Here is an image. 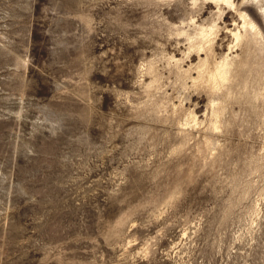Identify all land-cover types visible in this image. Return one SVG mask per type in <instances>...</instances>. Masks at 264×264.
<instances>
[{
  "label": "rangeland",
  "instance_id": "rangeland-1",
  "mask_svg": "<svg viewBox=\"0 0 264 264\" xmlns=\"http://www.w3.org/2000/svg\"><path fill=\"white\" fill-rule=\"evenodd\" d=\"M232 1L258 38L213 0H0V264H264V0Z\"/></svg>",
  "mask_w": 264,
  "mask_h": 264
},
{
  "label": "bare ground",
  "instance_id": "bare-ground-1",
  "mask_svg": "<svg viewBox=\"0 0 264 264\" xmlns=\"http://www.w3.org/2000/svg\"><path fill=\"white\" fill-rule=\"evenodd\" d=\"M213 1L215 3H217L218 5L220 4V2H225V3H227L233 7L237 6V5H235V3L232 0H213ZM258 1L260 2V0H258ZM244 6H245V4H244ZM236 10L239 13L240 17L242 18L243 32L242 31L241 32L240 31L235 32L233 34L235 37V40L238 42H242L244 39L248 38L249 36H251L255 39L258 38L261 35V33L255 27V24L253 23L252 19L249 17L248 13L246 12L247 9L244 7H237ZM263 12H264V8H263ZM207 32H208V30L201 29L200 32L198 33V38H200L202 40L205 39L207 36ZM211 33H212V31H211ZM197 41L200 42V40H197ZM225 66H226V63L223 62L218 67H216V69L209 75V78L213 83H221L223 81V79H225V77L227 76Z\"/></svg>",
  "mask_w": 264,
  "mask_h": 264
}]
</instances>
